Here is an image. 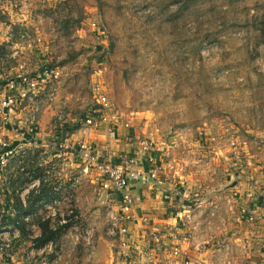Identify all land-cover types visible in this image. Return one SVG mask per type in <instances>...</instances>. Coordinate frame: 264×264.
Segmentation results:
<instances>
[{
  "label": "rangeland",
  "instance_id": "rangeland-1",
  "mask_svg": "<svg viewBox=\"0 0 264 264\" xmlns=\"http://www.w3.org/2000/svg\"><path fill=\"white\" fill-rule=\"evenodd\" d=\"M0 21L11 27L0 30V75L24 74L22 64L37 73L63 70L56 99L35 101L25 115L15 111L14 124L6 125L13 156L0 153V264L125 261L107 232L103 191L82 177L76 160L66 169L47 164L63 120L80 125L103 96L112 111L107 123L88 129L89 142L112 143L108 123L119 132L126 127L136 140L162 149L167 162L158 177L180 181L181 196L191 201H172L169 191L162 199L190 218H180L187 248L162 235L170 250L195 259L194 241L203 247L220 241L225 227L214 234L203 204L235 174L243 194L231 197V208L264 207L263 198L251 206L242 200L264 195V0H0ZM28 119L37 136L22 159L15 145L20 122ZM121 144L118 139L117 150ZM166 205L158 202L157 219ZM196 209L201 213L191 215ZM45 226L57 238L37 248ZM150 244L130 250L132 260L124 264H144L140 256L173 264L175 255L150 251Z\"/></svg>",
  "mask_w": 264,
  "mask_h": 264
},
{
  "label": "built area",
  "instance_id": "built-area-1",
  "mask_svg": "<svg viewBox=\"0 0 264 264\" xmlns=\"http://www.w3.org/2000/svg\"><path fill=\"white\" fill-rule=\"evenodd\" d=\"M22 65L21 68L27 70L24 74L11 78H6L3 74L0 75V121L5 124V126L0 124V153L5 152V156L13 154L11 137L6 132V125L11 126L14 124L13 113L18 110L17 115H25L24 111L37 100L47 99L48 102L53 101L57 98L62 82L63 70L59 68H45L37 73L32 71L33 66L27 68L25 64ZM4 92H6V95H4ZM111 111L112 104L110 100L103 96L99 99L98 107L84 115V120L80 125L68 123L67 119L63 120L66 127L63 129L62 126L59 131L60 138L56 136L57 141L52 147V150H54L53 160L47 164L52 167H66L73 165L75 160H79L77 164L83 171V178L90 180L108 198V220L110 225L107 227V232L125 252L123 254L120 251L119 254L124 257L125 262H129L132 260V255L129 252L131 250L133 254L134 248L130 238V225L143 221L148 230L151 226L147 216H139L136 209L137 203L130 192V186L141 177L151 179L158 177L162 171V162L161 153L157 148L162 149L148 141L136 140L135 136L127 131L126 127L123 128L121 139L132 146L129 150L130 153L124 151L119 154H111L102 146L89 142L88 129L107 123L108 114ZM20 125L22 126L17 135L15 149L21 150L20 154L23 159L28 150L33 147V140L37 136V127L34 120L30 119L24 123L20 122ZM108 132L112 136L119 134V131L111 123H108ZM4 163L2 162V164ZM146 166L149 167L148 170ZM140 167L145 169L139 170ZM186 197L189 198V194L185 193L184 198ZM184 201L186 204L191 202ZM256 207L258 206L256 205ZM260 208L262 210L251 211L244 206L241 210L247 222L264 225V207L260 205ZM149 235L150 240L155 244L153 250L149 248L150 251L172 253L176 256L171 261L173 264H177L179 258L182 257H186L190 264H194L193 259H190L191 256L186 251H181L182 254H180L179 248L170 250L161 233H157L151 228ZM241 264H254V261L248 258L242 260Z\"/></svg>",
  "mask_w": 264,
  "mask_h": 264
},
{
  "label": "crops",
  "instance_id": "crops-1",
  "mask_svg": "<svg viewBox=\"0 0 264 264\" xmlns=\"http://www.w3.org/2000/svg\"><path fill=\"white\" fill-rule=\"evenodd\" d=\"M13 23L16 24V22ZM4 27H8L11 30L10 26H7L4 22L0 21V30L2 32ZM121 135L122 132H119L118 135L114 134L110 138V140H112V143L108 142L106 144H101L102 147L110 151L111 154H119L123 151H127V153H130L129 150L132 146L123 142L121 139ZM118 139H120L122 142L121 146H119V150H117ZM114 146L116 149L114 148ZM77 161L79 160L77 159ZM161 162L162 170L166 169L167 161L165 162L164 159H162ZM73 165H71V168L73 167ZM68 167L69 165L64 167V169ZM148 168L149 167L146 166L147 170ZM138 169L144 170L145 168L140 167ZM160 173H162V171ZM81 175L82 177L84 176L82 170ZM236 175L237 174H235V176ZM235 176L227 179L226 183L222 184L218 189H213L211 195L205 198L206 202L203 204V207L204 211L206 213H209V215L211 216L208 218V222L215 225L216 227V230L214 229V234H218L220 232V224L225 227L226 232L225 234L220 235V241L218 243L214 242L213 247H203L201 241L196 243L194 241L192 243V247L197 252L193 255V257L195 258L193 259L194 264H235V259L245 260L248 258L252 259L254 261V264H263L262 258L264 257V252L262 251V249H264V246L262 247V245L264 244V225H260L259 227L258 224L247 222L246 217L241 211L244 206L237 207L236 209L231 208V197L234 194H237V196L243 194L241 193L242 186L239 180V176L241 175H237V178L234 179ZM181 181L183 182V180ZM177 182L180 181H172L171 177H168V179H166L165 175H163V178L159 176L155 179L141 177L138 181H135V183L130 186V192L137 203L136 209L139 216H147L150 220L151 226L149 227V231L151 228L154 230H158L162 233L164 238L173 240L171 246L177 247L178 245H181L187 248L188 242L183 238V235L181 234L182 230L186 231V226L182 225V223L180 222V218H182L181 220L187 221H190V218L185 217L182 212L179 213V209L177 211H174V209H171L169 205H166V203L162 201L163 197H169V195H166L168 191L170 193H175V195H171L172 201L174 200V196H178L181 200H183L181 191H185V189L184 187H178V185H176ZM104 196L105 195L103 193V197ZM261 198L264 199V195H260L258 198H255L252 201H249L247 199V196H244L242 200L244 199L243 201L245 202H243V204H250L249 206H251L253 204H256ZM207 201H209L208 204ZM158 202H162L166 206L163 207L164 210L162 217H159L157 219L156 212H158L159 210L157 211L156 209L159 207ZM165 209H170L169 213H167ZM257 209L262 210L260 206H258ZM201 211L202 210L196 209L195 212H191L190 214L197 215L201 213ZM187 212L189 211L187 210ZM166 213L167 215H165ZM158 220H162V222H157ZM174 220L176 221V223L172 225L171 222H173ZM201 221L203 220L200 219V222ZM178 224L180 228H178L177 230L175 227H177ZM130 236L134 248L138 250H140L142 246H151L148 229L143 221L139 222L138 224L135 223L130 225ZM199 239L204 241L205 239H207V237L201 236L200 234ZM217 244L220 245L217 246ZM199 247H201V249ZM229 248H231L230 253ZM239 252L242 258H239ZM228 253L230 254V258H227ZM142 258H144L145 260L142 261ZM138 259V262L150 264V259H148L147 256H140L138 257ZM256 261L259 262L256 263ZM124 262H119V264H124Z\"/></svg>",
  "mask_w": 264,
  "mask_h": 264
},
{
  "label": "trees",
  "instance_id": "trees-1",
  "mask_svg": "<svg viewBox=\"0 0 264 264\" xmlns=\"http://www.w3.org/2000/svg\"><path fill=\"white\" fill-rule=\"evenodd\" d=\"M262 24H263L262 33L264 35V21ZM13 168H14L15 173H20L22 167L20 164H15ZM16 178H18V177H16ZM57 235L58 234L51 231L48 226H45V228L43 230V235L41 236V238H39L37 240V243H38L37 248H41V247L45 246L47 243L54 241L57 238Z\"/></svg>",
  "mask_w": 264,
  "mask_h": 264
}]
</instances>
